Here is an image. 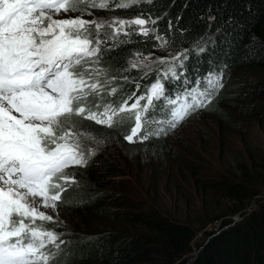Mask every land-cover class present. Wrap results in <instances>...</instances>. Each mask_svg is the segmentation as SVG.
I'll list each match as a JSON object with an SVG mask.
<instances>
[{"label":"snow or ice","instance_id":"6c2138e0","mask_svg":"<svg viewBox=\"0 0 264 264\" xmlns=\"http://www.w3.org/2000/svg\"><path fill=\"white\" fill-rule=\"evenodd\" d=\"M81 2L0 0V264H49L54 255L45 249L53 245L59 250L64 243L58 233L37 227L36 221L54 222L53 215L40 209L55 213L65 185L75 182L65 170L88 164L79 140L85 134L74 131L73 116L111 128L117 113L135 110L134 127L125 139L143 143L150 136L166 135L193 112L206 108L223 87L222 74L209 72L202 77L201 88L196 68L191 73L196 77L193 84L186 75L185 50L170 60L159 59V64L168 67L148 87L147 96L136 97L130 107L125 102L119 108L106 105L103 111L88 110L84 102L100 85L76 69L87 59L100 62V44L105 41L99 39V32L104 25L95 19L54 18L62 12L77 11ZM141 2L152 0H116L115 7L126 9ZM92 6L111 10L109 0H94ZM156 23L151 15L144 18L143 14L131 20L114 19L113 39L121 33L132 35L127 31L132 26H137L136 35L148 37L157 30L147 25ZM93 25L97 30L95 43L90 38ZM155 39L167 43L159 35ZM139 66L136 62L131 65ZM147 70L152 69L148 66ZM165 82L172 85L170 92ZM178 86L182 92L176 91ZM141 100L147 101L143 107ZM153 100L163 101L164 119L146 118L150 107L155 111ZM152 124L157 127L148 131L145 125ZM142 129L144 135H138ZM94 154L88 150V156Z\"/></svg>","mask_w":264,"mask_h":264},{"label":"rangeland","instance_id":"374dc122","mask_svg":"<svg viewBox=\"0 0 264 264\" xmlns=\"http://www.w3.org/2000/svg\"><path fill=\"white\" fill-rule=\"evenodd\" d=\"M84 2H89L87 11H74L67 14L62 12L54 18L79 17L101 22L104 26L100 29L99 39L105 42L100 44V53L110 50L113 47L112 43L115 42L114 44H116L117 41V43H120L119 41L126 40L129 37L121 33L113 39L112 21L114 19L131 20L135 17L111 15V12L101 11L93 7L94 0H85ZM147 27L151 26L147 25ZM136 29L137 26H132L127 31L135 34ZM90 31V38L95 43L97 39L95 25L91 26ZM105 36H108V38ZM156 42L158 49L130 53L129 59L124 62L127 68L121 71L123 72L120 73L121 75L115 74L118 70L103 68L101 62L95 63L94 58L87 59L77 66L76 70L83 71L86 79H90L92 83L99 82V89L91 94L106 96V103L103 105V109L101 108L99 111H103L106 105L113 107L115 100H118V104L114 108H119L125 102L130 107L135 102L136 97L147 96L148 87L157 79V75L161 70L168 67L167 64H159V59L170 60L180 54L170 51L165 43ZM134 62L141 66L132 68L131 65ZM148 66L151 67V71L147 70ZM122 68L123 66L120 67V70ZM248 71L233 74L231 80L237 83V89L232 97L233 103L230 104L232 106L229 108L226 123L221 122L214 109L212 112L198 110L188 116L175 129L168 131L166 135L154 136V138H157L154 140L164 139L161 142L158 141L155 144H146L148 141L129 143L125 137L131 134V128L134 127L133 114L135 110L132 112L125 110L124 113H117L114 116L113 126L111 127L114 130L110 129L113 130L111 133L100 134L99 137L92 134L79 137L80 141H84L86 154L89 149L95 152L94 155H87L88 159L93 161L102 160L103 170H107L102 174L94 170L93 174L95 173V183L104 189V194L113 198L107 204L110 213H112L111 215L116 216L117 214L114 213H118L117 211H126L127 215L131 217L141 214L143 215L142 218L146 220V215L151 214L153 211L168 216L172 212L173 220L180 224L194 226L195 230H200L201 224L207 222L210 218H221L232 208H240L238 200L227 199L228 192L226 188H229L232 184H242L243 179H246L244 183L249 182L248 190H251L252 193L257 192L260 184L264 185V116L259 119L246 114L248 110L244 111L248 107L264 108V99L258 100L251 97L252 93H249L251 86L248 88V84H258L263 87L264 80L257 76V72ZM136 77L139 80H136ZM161 79L163 80L162 76ZM121 83L131 84V88L120 93ZM136 84L140 85L139 90L136 89ZM176 84H179V82H176ZM191 86L190 84L189 87ZM113 89H115V92L112 91ZM167 91L170 92L171 89ZM176 91L182 92L183 88L177 87ZM225 91L226 87L223 85L219 93ZM133 93H135V96H133ZM247 94L250 97H247ZM146 102V100H141L140 106L143 107ZM153 104L155 105V111L150 107L146 118L164 119L167 113L161 111L163 101L153 100ZM13 114L17 115L14 112ZM73 117L76 119L78 116ZM122 118L124 122L121 121ZM90 122L95 123L94 121ZM119 124L120 126L125 124V135H121L118 133L119 130H115ZM101 126L107 127L106 125ZM156 127L155 124L145 125L148 131ZM74 129L79 128L75 127ZM138 135H144V130L142 129ZM135 139L136 137H134ZM125 145L129 148H124ZM241 168L245 170L246 177L243 176ZM65 172L75 181L74 183L70 181L65 185V188L80 185L85 180L84 173L78 172L76 166ZM103 174H106L104 175L106 178L102 181ZM262 197H264V188L260 194L257 193L253 197L249 204L246 202L241 209L242 211L240 210L233 220L239 222L243 213L251 212L253 209L257 210L260 205L259 202L264 201ZM86 204L87 202L83 203V205ZM40 210L53 215L54 222L37 219L36 224L41 222L48 225V227L51 226L69 232L64 243H59L60 249L57 250L59 254L64 253L67 247L73 245L76 239L75 236L81 233L80 229H84L86 232H83V234L86 235L87 230L90 228L105 226V221L101 222V218L92 217L88 215L90 213L85 211L81 213L66 212L57 208L56 212L53 213L52 209L41 208ZM118 218L120 219L119 216ZM197 222L198 225H196ZM220 222L222 221L217 220V222L208 225L204 231H211L219 227ZM113 226L116 230L110 232L118 235L138 236L141 233L150 232L148 228L140 225L135 219L128 222L126 226L124 223L120 227L115 224ZM122 226L125 228L123 229ZM204 231L197 234L193 244L194 253L190 254L189 257L187 255L184 258H187V260H184V262L189 264L197 259L199 246L206 237ZM255 248H260L258 243L255 244ZM261 260L264 261V257ZM71 264H80V262Z\"/></svg>","mask_w":264,"mask_h":264},{"label":"trees","instance_id":"16d2710c","mask_svg":"<svg viewBox=\"0 0 264 264\" xmlns=\"http://www.w3.org/2000/svg\"><path fill=\"white\" fill-rule=\"evenodd\" d=\"M84 1L82 0L77 11H87L89 2ZM115 2L116 0H109L111 10L104 11L111 12V15H127L135 18L140 17L141 14L144 18L151 15L157 23L150 26L155 27L157 31L150 33L148 37L132 34L126 40L119 41L120 43H117L118 41L116 44L112 43L113 47L110 50L100 54L103 68L118 70L115 74L121 75L123 73L121 71L127 68L124 62L129 59L130 53L153 51L159 48L155 39V36L159 35L167 41L165 45L173 53H182L187 50L188 59L185 61V67L188 73L186 75L191 76L193 68L198 69L201 88L204 87L202 79L204 75L209 72L222 74L221 83L225 85L226 91L218 92L210 105L200 108L205 112H212L214 109L222 123L228 121L229 108L232 106L230 104L233 103L232 97L237 89V83L231 80L233 74L249 70L248 72H257V76L264 80V0H152L151 3L141 2L126 9L115 7ZM169 22H171V28ZM105 37L108 38V36ZM200 48L204 51L200 52ZM135 79L139 80L137 77ZM191 79L194 84L196 77L191 76ZM249 86H251L249 90V93H252L251 97L258 100L264 99V86L248 84V88ZM120 87L119 92L123 93L131 87V84L121 83ZM165 88L167 91L172 86L165 83ZM95 95L97 94L89 95L88 100L85 101L86 106L92 107L96 102L103 100L101 97L106 98L104 95ZM246 96L248 97L249 94ZM246 110H248L246 114L253 117L261 119L264 116V108L248 107L244 111ZM74 119L75 117H72V123L79 128L74 131L87 135L99 137L100 134H108L114 130V128L97 125L83 117ZM115 130L125 135V124L121 126L119 124ZM154 139L157 138L149 137L146 144H155L164 140ZM83 142L80 141L86 154ZM124 148L129 147L125 145ZM92 161L88 159L86 167L76 168L78 172L84 173L85 180L80 185L66 188L61 194L57 208L66 212H88L90 213L88 215L92 217L101 218V222L105 221V226L90 228L86 235L83 234L86 231L80 229L81 233L75 236L73 245L67 247L62 254L57 253L53 245H49L45 251L54 255V259H51L49 264L75 262L80 264H179L187 260V258L184 259L187 255L189 257L194 253L193 244L197 234L217 220L222 221L218 229L204 231L206 237L199 246L197 259L189 264H264L261 260L264 257V201L259 202L257 210L243 213L239 222L233 220L246 202L249 204L257 193H261L264 185L260 184L257 192L252 193L248 190L249 182L244 183L246 179H243L242 184H232L226 188L227 199L238 200L240 208H232L221 218H210L201 224L200 230H195L194 226L180 224L173 220V213L170 211L169 216L153 211L146 215V220L141 214L131 217L126 211L114 213L117 217L111 215L107 204L113 198L104 194V189L95 183V173L93 174L94 170L101 174L107 170H103L102 160ZM241 172L246 177L243 168ZM106 174L102 175V181L106 178L104 176ZM84 202L87 204L83 205ZM133 219L154 233L146 232L138 236H127L110 232L116 230L114 224L120 227L124 223L126 226ZM42 224L39 222L36 226L55 231L62 241L68 237L69 232L48 227L45 224L42 226ZM122 228L125 227L122 226ZM56 243L59 244L60 241ZM256 243L259 249L255 248ZM181 264H188V262Z\"/></svg>","mask_w":264,"mask_h":264},{"label":"clouds","instance_id":"9594fccd","mask_svg":"<svg viewBox=\"0 0 264 264\" xmlns=\"http://www.w3.org/2000/svg\"><path fill=\"white\" fill-rule=\"evenodd\" d=\"M101 54V53H100ZM179 71V70H178ZM166 84H169V83H167V82H165ZM131 88V87H130ZM129 88V89H130ZM128 89V90H129ZM127 90V91H128ZM126 92V91H125ZM103 100L101 101V102H96V104L94 105V106H92V107H89V106H86V102H84V106L86 107V108H88V110H90V111H99L101 108L103 109V105L106 103V101H105V98L104 97H101ZM88 100V99H87ZM118 104V100H115V104L114 105H117ZM97 105H99V107L97 108L96 106ZM200 110V109H199ZM198 111V110H197ZM121 121L122 122H124L123 121V118L121 119ZM150 138H154V136H150ZM149 139H147V140H145V141H148Z\"/></svg>","mask_w":264,"mask_h":264},{"label":"bare ground","instance_id":"6f19581e","mask_svg":"<svg viewBox=\"0 0 264 264\" xmlns=\"http://www.w3.org/2000/svg\"><path fill=\"white\" fill-rule=\"evenodd\" d=\"M208 106V105H207Z\"/></svg>","mask_w":264,"mask_h":264}]
</instances>
